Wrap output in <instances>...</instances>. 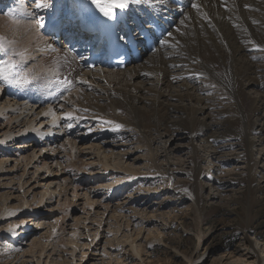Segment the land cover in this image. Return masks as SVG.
<instances>
[{
  "label": "bare ground",
  "instance_id": "obj_1",
  "mask_svg": "<svg viewBox=\"0 0 264 264\" xmlns=\"http://www.w3.org/2000/svg\"><path fill=\"white\" fill-rule=\"evenodd\" d=\"M48 2L51 6L44 9L36 7V0L0 1L2 236L19 245L25 244V253L35 251L36 243L27 241L44 224L39 219L40 208L31 205L27 192L32 190L33 200L39 197L38 204L48 205L42 209L52 218L63 210L61 197L68 195L70 189H73V197L79 199V185L72 181L80 172L94 173L99 166L95 165V157L109 175H166L158 162L160 155L153 149L152 135L168 136L169 142L174 144L165 150L169 166L178 150L175 141L188 139L190 167L178 169L179 174H189L194 181H183L173 189L184 192L193 185L190 197L197 208H204L206 202L218 201L222 195H208L205 199L203 191L211 185L213 177L229 172L218 164L227 154L223 152L218 156V150L211 148L215 139L237 141L239 149L232 155L234 173L229 172V175H237L238 182L249 183L252 198L264 192V50H261L264 49V0H183V6L178 5L177 0H140L126 9H118L120 17L128 21L133 30L140 24L139 27L152 32L153 26L149 23L154 18L163 26L168 25L156 50L145 52L146 57L144 55L139 63L123 70H108L101 65L90 68L84 62L89 57L91 44L85 45V41H80L73 33L85 25L89 12L99 11L92 0ZM14 8L17 13L13 12ZM59 19L64 20L63 30L67 32L61 46L54 41V35L44 34L45 28ZM163 40L168 43H162ZM13 52L17 53L15 58L11 56ZM63 55L66 58L62 59ZM13 64L16 72H13ZM62 69L69 71L74 90L69 92L68 86H64V91L61 89L63 100L58 96V99L48 98L46 89L39 87L49 78L54 79ZM68 113L74 118H68ZM84 121H90L96 128L80 131ZM116 124L123 128L112 130ZM115 133H130L133 139L138 137L136 151L149 152L142 166L135 165V159L129 161L135 153L132 148L119 150L127 143L126 140L115 141L112 138ZM196 139L203 145H197ZM85 150L93 154L92 160L77 159L84 165H72L74 169L68 170L67 159ZM172 170L166 176L171 178ZM20 171L17 181L15 176ZM23 176L25 180L21 182ZM28 183H31L30 188L26 190ZM17 192L21 195H16ZM56 197L58 204L51 203ZM88 203L92 208L97 205L95 200L89 199ZM87 217L85 220H89ZM7 222L8 227L4 228ZM242 230L245 233L243 244L232 251L217 254L212 249L207 258L206 252L199 257L192 253L184 255V260L189 264L203 259L199 264H264V240L250 236L248 228ZM140 232L136 237L128 236L125 244L146 264L142 245L138 244L143 239ZM162 237L159 234L153 240L162 243ZM72 238L66 239L72 241ZM59 240L55 239L49 250L39 251V258L49 251L45 256L46 264H56L52 256L58 253ZM203 242L202 238L200 243ZM72 246H75L72 258L75 259L79 245L73 242ZM208 247L204 246L205 251ZM82 254L79 264L83 263L87 252ZM37 261L41 264V260Z\"/></svg>",
  "mask_w": 264,
  "mask_h": 264
},
{
  "label": "rangeland",
  "instance_id": "obj_2",
  "mask_svg": "<svg viewBox=\"0 0 264 264\" xmlns=\"http://www.w3.org/2000/svg\"><path fill=\"white\" fill-rule=\"evenodd\" d=\"M13 12L17 13L16 8H14ZM71 54H73L72 51ZM16 55V52L11 54L14 58ZM61 58H66V55ZM59 72L54 79L49 78L50 82L45 83L47 87L44 85L39 87V89L45 88L48 98L53 96L52 98L56 99V96H58L59 100H63V91L66 88L64 86H68L67 90L72 92L74 90L73 84L75 83L72 82L69 71L62 69ZM55 82L58 84V86L56 85L57 88L53 85ZM61 84L62 86H60ZM70 87L73 89L71 90ZM228 97L233 101L232 96L228 95ZM89 122L84 121L80 131L83 132L85 128L90 127L92 129L95 127ZM132 136H130V133H115L112 138L114 137L117 142L126 140L127 145L119 150L124 151L132 148L135 153L129 161L135 159V165L142 166L145 158H148L149 152L147 150V152L143 150L141 152L136 151V146L139 144L137 143L138 137L134 136L135 139H133ZM251 137L253 139L254 136ZM151 138L153 140V149L160 155L158 162L161 171H164L167 175L173 169L172 179L169 176L156 173L135 177L118 173L109 175L102 170L103 168L97 163V158L95 157L96 160L94 159V162L97 163L95 165L96 167L99 166L95 167L94 173L86 174L80 172L78 178L74 179V182L72 181V184L79 185L78 193L81 194L79 199L73 197V189H70L67 193L68 195L61 197L63 210L52 218L47 217L45 210L42 209L48 205L45 202L38 204L39 197L33 200L32 190L27 192L26 197L31 201V205L40 208L39 219L44 224L43 228L35 231V228H32L34 232L27 241L30 243L33 240L36 243L34 246L36 250H33L34 253H25L27 248L25 244L19 245L16 242H12L2 236L3 233H0V264H40L37 263L39 262L37 260H41V264H46L47 257L45 258V256L49 251H46L42 258H39V251L41 252L44 248L49 250L51 243L57 238L58 240L60 239L57 246L59 248L58 253L52 256L53 259L55 258L56 264H79L81 259H83V251H86L87 255L82 264L85 261L87 262L86 264H142L135 256L133 250H131V247L128 246L129 244H125L128 238L137 236L138 231H142L140 236H143V239L138 244L142 245L144 263L146 264H189L184 260V255L195 253L199 257L206 252L205 258H207V253L212 249L216 250L217 254L232 251L238 245L243 244L245 233L242 229L244 228H248L250 236H257L259 239L264 240V192L258 193L255 198H252L253 190L250 189L249 183L245 180L238 182L237 175H229V172L234 173L232 155L234 156L235 150L239 149L237 141L215 139L214 143H211L214 144L213 147L211 146L212 150L214 148V151L218 150L216 155L220 156L223 152L227 154L221 157L222 159L220 158L221 160L218 161V164L225 170L228 168L229 172L225 173L224 171L219 177H213L210 180L211 185L203 191L205 199L208 195H222L217 199L218 201L215 203L209 201L205 203L204 208H197L195 201L190 197V194L194 192L193 185L184 192L174 190L183 181H194L189 174H179L180 168L190 165L191 153L189 152L188 139L181 138L180 141H175L178 144V146L175 144L177 146L175 149L177 150L178 148V150L172 156L173 163L169 166V158L165 150L170 145L174 146V144L172 145L171 141L169 142L168 140V136L166 137L165 135L161 138H158L157 135H152ZM196 142L197 145H203L199 139H196ZM256 152L257 150L255 154ZM79 156L76 155V158L67 159L68 162L65 165L67 168L69 167L68 170L70 168L74 169L72 165H84L78 160L90 158L89 161H91V157H94L88 150H85ZM136 157H140L139 159L141 160L136 159ZM73 159L75 160L74 164ZM89 169L88 171H90ZM20 173L21 171L15 176L17 181L20 180ZM31 176L32 174L29 177ZM24 180L25 176H23L21 182ZM67 182L69 183V181ZM30 184L28 183L24 189H29ZM2 190L0 189V194L3 192ZM34 190L39 192V189ZM89 199L97 201L96 207H90ZM57 200L58 198L56 197L54 202L51 203L58 204ZM1 205L2 201H0ZM106 207H108L107 210L105 209ZM86 217L89 220H85ZM174 219L175 221H173ZM8 223L3 224V227H8ZM19 228L22 229L20 226ZM63 233L67 235L65 236ZM159 234L163 236L162 243H157L153 240ZM59 236H62V238H59ZM70 236L71 238L73 237L72 241L79 245L75 259H72L75 246H72L73 242L70 239H66L67 237L70 238ZM202 238L204 239V245L200 243ZM69 242L71 245H68L70 244ZM84 244L85 246L89 245L85 247ZM206 245H209V247L205 251L204 246ZM94 253H97L96 256ZM203 260L199 263H202ZM199 263L195 261L193 264ZM207 264L214 263L208 262Z\"/></svg>",
  "mask_w": 264,
  "mask_h": 264
},
{
  "label": "snow or ice",
  "instance_id": "obj_3",
  "mask_svg": "<svg viewBox=\"0 0 264 264\" xmlns=\"http://www.w3.org/2000/svg\"><path fill=\"white\" fill-rule=\"evenodd\" d=\"M140 0H92V3L107 17H115L116 12L118 9H126L132 3H138ZM51 6L48 0H36V7L37 8H44L47 9ZM194 7H198L197 5H193ZM171 34H169L170 36ZM0 39H3L0 37ZM162 43L167 44L168 40H163ZM259 48L260 46L257 45ZM264 50V49H261ZM68 118H74L73 114L68 113ZM112 123V122H108ZM123 128V125L116 124L114 131L120 130Z\"/></svg>",
  "mask_w": 264,
  "mask_h": 264
}]
</instances>
